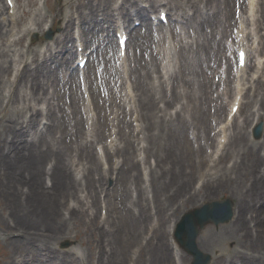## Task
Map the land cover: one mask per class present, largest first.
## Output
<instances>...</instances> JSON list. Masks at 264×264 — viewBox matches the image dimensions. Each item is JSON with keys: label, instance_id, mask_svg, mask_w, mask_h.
I'll list each match as a JSON object with an SVG mask.
<instances>
[{"label": "bare ground", "instance_id": "6f19581e", "mask_svg": "<svg viewBox=\"0 0 264 264\" xmlns=\"http://www.w3.org/2000/svg\"><path fill=\"white\" fill-rule=\"evenodd\" d=\"M49 1L50 0H46L47 5H49ZM144 1L148 2V4L143 5ZM244 1L246 0H243V3L239 4L237 0H121L119 4H115L111 3L110 0H88L90 6L87 11H77V14H75L74 12L69 13V11L66 10L63 15V32L53 43H47L46 46L41 49L31 48V57H25L23 55L21 60L22 67L18 69L14 79V83L24 80V84L30 86L35 100L45 99L47 103L46 111L43 108L34 106L32 108V114L27 118H6L3 125V133L5 135L9 134L12 138L19 135L23 137V132L34 128L33 137H31L30 133L23 146L25 150L28 151V154L24 153L14 159L15 161L24 160L26 163H31L32 165V167H28V169L32 170L27 171V178H29V180L27 179L28 182L24 179L21 186L17 188H21V190L16 189L17 194H13V205L18 206L15 208L14 212L19 214L18 219L14 220L15 226L26 229L27 227H35L36 223L40 222L38 228H42L43 230L41 231L46 232V228L49 226L50 230L56 233L54 236L55 239H61L63 236L71 237L69 233H72L74 228H70V225L67 223L64 225L62 222L63 217L61 220L55 217L56 206L60 209L58 205L62 204V199L69 198L68 190L73 184V181H71L73 175L67 170L68 167L66 164V155L70 145L63 141V136L70 134L71 137L75 136V142L78 143L75 152L79 154L80 157H86L89 163V169L87 168L88 171L85 175L94 176L92 173L93 170H96L99 174V178L92 184L87 183V188H93L96 192L94 200L95 212L88 213L82 220L85 221L87 217L88 221H86L85 224L91 225L94 232L97 234L96 237L94 236V239L89 242L91 252L87 256V259L91 261L93 257V262L91 263L94 264H171V260L173 259L172 248L178 249L180 254L181 250L172 238L169 240L167 237L173 230L172 227L168 231V219H173V216L178 211L184 212L187 210L189 204L194 203L197 195L196 192L190 191V180L186 179L187 171L181 159L183 153L180 154L181 158H179L174 152V150L178 148L179 143L178 136L171 131L174 130L175 125H177V127H182L184 125L183 121L188 120L195 123L196 137H201L202 141L206 143L212 140L214 141V138L216 139V136H218L219 142L216 144L218 150L222 146L221 139H226L228 137L227 129L229 124L235 122L233 133L230 135L228 142V144H231V152L226 151L219 157L220 159L228 157L235 158L233 164L231 167L224 165L223 168H218L216 170L209 168L202 175V177H206L207 179L206 182H204L203 179L201 188H205L206 191L214 188H223L238 197L237 207L239 213L238 216H236V225L234 228L227 226L222 227L219 231H214L210 228L206 229L198 239L199 246L206 251L209 249H216L218 243L222 239L229 240L234 238L235 233L240 229L249 231L250 228L246 223L249 214L253 212L256 190L264 192V171H260L258 186H255L253 182L249 185H246V183L250 178H257L250 177V175L257 176L255 168L261 166V158L264 159V154L261 155L257 151L263 146L264 137L263 141L259 140L249 143L246 138L244 127L246 121L244 123H237L236 114L231 119H229V115H231V106L236 99L239 98L241 107L243 106V94L245 89L247 86L252 85L256 75L259 73L262 60H255L254 65L256 68L253 73L247 72L248 64H246V66L237 73L235 81L234 78H230V70L224 80L225 89L222 92H218L217 98L215 99H212L209 95L211 85L208 76V70L212 71V69L214 70L213 78L216 74H222H220L222 65L216 61L219 55L220 58L218 60L222 58V48L226 51L228 50L227 48H230V51H232L231 45L228 43L227 39H232L233 37L231 29L235 21V9L239 6H243L244 13L249 3V14L251 15L254 12L256 6L255 0H247V4H244ZM36 3L37 0H25L24 4H22L18 0V5H20L19 9L22 7L20 18L23 19V17L30 12L28 6ZM188 5L193 9L192 14L185 12L186 6ZM69 6L72 8L73 4H69ZM159 6H168L171 10H178L176 16H174L175 14L172 16L170 15L169 24L166 27H163L161 22L157 24L153 23L147 17L149 9H155ZM15 8L16 5H14L13 9L15 10ZM5 10L9 13L11 8L8 5L3 6L0 4V33L3 23L6 20L2 18ZM161 11H165V8L159 10L158 16ZM231 12L233 13L232 18H230ZM15 15H17V13ZM46 17L47 13L38 8L30 20L23 26L21 31L25 34L33 31H41ZM134 17H137L138 20L140 18L144 24V28L147 29L142 32L140 30L139 32L136 27H130V23ZM260 17L262 21H264V15L262 16L261 14ZM8 20L13 22L19 20V18H14L13 15L9 14ZM246 22V17L243 14L241 24L238 26L240 27L239 32H242L245 38L237 39L234 37V42L241 43L242 41L245 43L246 38L249 40L250 30ZM74 25L77 28V34L75 35L73 34ZM203 25H205L206 31H204ZM113 26H118L117 31L129 27L132 36L131 42L136 43L137 47H140V52H135L132 60L129 56L130 66L126 59L122 65V69L121 66L119 67L115 64L116 62L110 65L107 63L105 66V77L111 78L120 73L122 78H124L125 93L120 95L124 103L121 104H123L124 107H129L127 114L125 112V116L129 117V120H127L125 124V137L119 132L120 139L124 141L123 145H118L111 150L115 144L114 139L111 140V148L108 142L104 143L105 151H108L111 156L122 152V157H124L123 161L131 165L133 161L132 155L130 154V149H133L131 135L138 134L140 126L142 125V119H144L145 122L148 120L150 126L155 125L160 129L158 131L161 136L159 139L162 141L167 138L169 147H165V153H157L156 166L160 168L161 172L158 171V168L151 170V186L154 188L152 189L153 198L149 199L147 196L148 200H144L147 191L142 188L138 191L137 197L135 198L136 200L128 204V196L131 195V191L123 189L121 193L116 195V200L111 197L107 198V204L105 206L107 209V216L105 220L102 221L98 211L100 201L99 197H97V186L102 184L101 176L103 177V175H106V172L101 173V167L99 166L101 162L92 144L102 135L105 121L107 122L109 120L108 123L114 122L109 118L111 114H113L114 119L117 117L113 109H116L117 115H119L121 106H112L109 108L111 112L108 114L106 106L107 100L103 96L95 97L93 102L86 107V110L84 109L86 113H93L91 118L93 119L94 127L92 132H90L92 133L91 138H89L87 132L84 130V124L82 125V122H84V112L79 102L78 93L75 91L71 92L72 95L69 96L72 100L71 104H68L65 99L66 102L64 106L60 105L59 102H57L55 106L54 102L52 103L51 101V96H49V94L45 96L47 93L45 86L54 87L56 90L57 86L62 84L64 88L69 82L72 86L73 79L71 81L69 80L72 78V75L75 74L76 68H73L71 65L69 66L68 70L72 75H69L68 80L65 79L66 76L65 78H59L58 72L64 69L66 63H69L74 55L73 38H77V42L80 43L79 45L84 46L85 43L90 40L89 34L94 36L99 33V31H106V35H109V31H111ZM154 27L156 28L153 29ZM209 27H214L211 33L207 32ZM217 34H221L218 39L216 38ZM22 39L23 36L19 38V42ZM103 41H107V43L104 44ZM103 41V43L98 44L97 51H103L106 47L112 50L115 49V43L111 35L109 37L105 36ZM152 44H154L155 48H158L156 49V55L153 53V48L151 49ZM247 48L248 51L253 50L252 47ZM210 51H214V64L210 63L212 60ZM158 55H161L162 58L158 57ZM225 63L231 67L233 66L234 56L232 52L229 54ZM7 72V66L4 65L3 60H0V82ZM126 75L131 77L134 83H128V81L125 80ZM89 79L92 89L97 94V89L92 82L90 73ZM134 90L135 94H133ZM62 92L66 96L67 88H64ZM138 93L139 106L137 105L136 99ZM232 93L234 94V98L230 99L228 102L230 105L229 112L226 114L225 118H219L221 115L216 109L219 108V110L224 112L227 108L225 98L230 97ZM57 94L58 97H60V94ZM168 94H170L172 99H167ZM182 96L188 97L185 99L187 105L181 106L182 110H184V107L186 110H184V115H180L176 119V122L172 119H168V121L172 123L167 122L165 116L159 114L158 111L155 112L154 116L151 115L155 106L154 100H157V103L166 100L165 105L171 102L181 104V101H183L182 99H184ZM114 98H119V96H115ZM101 100L103 101V105L100 103ZM215 100H219V102L213 105L211 102ZM182 104H184V102H182ZM92 105H94V109L91 108ZM134 109L138 110L136 120L140 121V123L135 126L132 117ZM212 109H215L216 115L212 114ZM260 109L264 110V104L260 106ZM258 110V108H253L250 112V114L253 113L254 115L252 120L255 118H264V115L258 114L257 116L256 112ZM38 113H42L43 117L47 119V124L43 125L42 131L37 129L39 124ZM212 118H216V121L219 120L215 124ZM145 127L148 128L146 134L149 138V126L146 125ZM215 129H218V135H214L215 137L213 136L211 139V135ZM41 133L42 135L44 133L51 134V142L52 139L56 140V142H52V145L49 147L51 151L49 156L52 159L50 169L48 171L45 168V173H49L52 183L50 187L44 188H41L40 182L44 173V169L43 171L41 170V162L42 159L48 155V150L43 148L44 143L41 138H35V136ZM58 133H60V136H58ZM38 142L42 145H39ZM60 143H63V147L58 145ZM245 144H247L249 148L244 147ZM256 146L258 147L254 150ZM148 149L149 146L144 150ZM30 150H32V153ZM204 152L202 148L196 161L197 166L200 168L207 163L208 155H204ZM249 156L253 157V162L252 165L247 168L245 159ZM167 158H170L167 162L171 164V167L168 168L166 166L164 167ZM238 158H241L242 161L239 162ZM16 166L20 168L21 165L16 164ZM117 172L120 174L119 181L124 185V179L122 177H125L126 173L123 170H118ZM69 179L71 184H69ZM198 180H201V178L199 177ZM191 183H195L193 179ZM26 184L29 185V188L24 191L23 186ZM115 188L116 186L114 189ZM160 191L167 193L166 201H163L162 196L159 194ZM188 194H191L189 200ZM178 199L183 201L184 204L179 203ZM69 207L71 209L70 216L75 218V211L80 209H77L75 204L70 206L68 203V208ZM10 208L13 209L14 207ZM83 213L84 212H78V214L82 215ZM152 223L154 224L151 225ZM65 230H67V232ZM74 232L76 236L79 233V231ZM148 232L151 233L149 237H147ZM22 233L28 234L27 231H22ZM144 238L145 241L143 240ZM134 250L138 251L136 256H132ZM65 255L64 253L62 257ZM80 258H82L81 255ZM22 260L25 262L26 258H22ZM32 260L33 256L29 254L27 263H30ZM180 261L181 263H185L182 255H180ZM235 261L237 262V260L218 255L214 264H234ZM66 263L79 264L78 260L73 258H70V261L66 260Z\"/></svg>", "mask_w": 264, "mask_h": 264}, {"label": "rangeland", "instance_id": "374dc122", "mask_svg": "<svg viewBox=\"0 0 264 264\" xmlns=\"http://www.w3.org/2000/svg\"><path fill=\"white\" fill-rule=\"evenodd\" d=\"M121 0H110L111 3L118 4ZM25 0H22L21 3L24 4ZM5 0H0V4L4 5ZM72 3L73 7L70 8L69 4ZM258 4L260 5V8L258 10ZM88 0H50L49 5H47L46 0H37L36 4H31L28 6L30 9V12L21 19L19 16V21L14 23L6 22L3 27L2 31L0 33V52H1V58L0 60L4 61V65L7 66V74H4V77H2V80L0 82L1 87V105H0V264H21V258H26V261L23 262V264H67L66 260L70 261V258L77 259L79 261V264H90L91 262L88 261L87 256L90 254V245L89 242H91L94 239V236L96 237V232H94L93 227L91 225L85 224L87 220H82L88 213L95 212V195L96 192L93 188H87V183L92 184L96 179L99 178V174L96 170H93L92 173L94 176H86L85 173H87V168L89 169V163L87 162L86 157H80L79 154H77L75 151L77 144L75 142V136L71 137V135H64L63 138L67 144L70 146L68 147L67 155H66V164H67V170L71 172V175H73V181L72 187L69 188V198L62 199V204H59L58 206L60 209L56 206V215L55 217L61 220L63 217V224L67 223L70 225V228H74L72 230L71 237L63 236L61 239H55L54 236L56 233L54 231H51L49 226L46 228L47 231H41L42 228H38L40 226V222L36 223L35 227H27L29 229H23V227L15 226L14 220L18 219L19 214L15 213V208L18 207L16 205H13L14 202H12L13 194L16 193V189L21 186L23 183V180L27 178L28 172L32 169H28V167H32L31 163L28 164L24 160L15 161L14 159L19 157L20 155L26 153L28 154V151L25 150L23 147L27 141V136L31 133V137H33L34 134V128L23 132L22 135H19L15 138H12L9 134L5 135L3 133V125L5 123L6 118H27L29 115L32 114L33 107H39L46 110L47 103L45 102V99H34V95L31 91L30 86H27L24 84V80L14 83L16 72L19 68L22 67L21 60L23 55L25 57H31L32 54L30 52V49H41L46 44L53 43L55 39L63 32V22L64 18H61L60 13L63 11L68 10L69 13L77 12V11H87L89 9ZM263 7V8H261ZM27 8V9H28ZM40 8L43 12L47 13L46 20L43 25V29L41 31H33L30 33L23 34L21 32V29L23 26L30 20L34 12ZM167 12L172 11V14H175L178 12V10H168L167 7H164ZM65 9V10H64ZM161 9V7H157L155 10H149L148 14H154L155 17L158 18V11ZM228 9V8H227ZM256 17L255 22L254 20L251 21L249 26L253 28V31L255 33V43H254V49L253 53L250 51L251 57V67L253 69L254 60L257 58H261L262 60V67L259 72V77L255 80L252 86L246 88V94H245V102L249 101L250 103H245L244 107L242 108L241 115L237 119V123H244L245 127V134L246 138L249 143H252L254 141H263V138L261 136L260 139H255L250 131V124L253 121L252 115H250V112L254 107H260L264 104V21L261 19L264 15V0H257V5L255 7ZM22 12V7L19 10V14ZM185 12L192 14L193 9L190 8V5L186 6ZM8 15L7 12L3 15L6 17ZM148 15V16H149ZM230 15V13H229ZM233 13L231 12L230 18H232ZM254 18V16H251V19ZM135 20V19H134ZM132 22V26H135L138 28V25H136L135 21L139 22V20H135ZM259 20V22H258ZM253 23V25H252ZM258 23V26H257ZM204 31H206L205 25H203ZM227 27V26H226ZM214 27H209L207 29L208 33H211V30ZM75 29V28H74ZM117 27H114L110 31V35L113 38V40L116 43L115 38V32ZM233 30V27L232 29ZM76 31V29L74 30ZM106 31H99L96 35L91 36L89 34L90 42L89 45L91 47V50L95 48V46L98 43V37L105 38ZM2 35V36H1ZM23 36V39L19 42V38ZM96 36V37H95ZM221 36V34H217L216 38ZM229 40V38H228ZM230 41V40H229ZM105 43V42H104ZM74 55L72 56L69 63H66L64 66V69L60 72H58L59 78H63L65 70L70 66L75 65V57H76V44L74 43ZM131 48L134 49V43L131 46ZM226 49V48H225ZM132 52V50H131ZM222 58L224 56H227L226 50L222 48ZM94 57V61L91 63V67L89 69V73L91 74L92 82L95 84V76L96 73L101 69L100 65L105 66L106 56L109 58V64L113 63L114 61V53L112 54H105L101 53V55L98 57L97 53H92ZM254 55V56H253ZM210 56L212 57V62L214 63V51H210ZM220 58L217 57V59ZM221 58V59H222ZM220 59V60H221ZM105 61V62H104ZM251 67L249 68V71H251ZM211 71V70H210ZM253 71V70H252ZM223 72V69L221 70ZM220 72V73H221ZM209 74V72H208ZM214 71L211 72V83L212 87H210L209 95L213 97V94L216 93V90L220 86H218L220 83L216 82L213 78ZM220 76V75H219ZM77 78V75L74 76ZM99 77V75H98ZM126 80V79H125ZM158 83V81L156 80ZM223 84V83H222ZM225 86V85H223ZM117 87V85H116ZM47 93L45 96L49 94L51 96V100L54 102L55 106L56 103L59 102L61 105L64 106L65 99L68 100L70 97H66L62 94L63 87L62 84L57 86V90L54 87H47L45 86ZM65 88H67L69 91H79L80 87L77 83L76 86L68 85ZM98 95H99V90ZM139 92V91H138ZM60 94V97H58V94ZM135 94V91H134ZM161 94V93H160ZM97 95V96H98ZM233 95V94H232ZM232 95L230 97H232ZM184 99L181 101V104L171 102L168 105H165L164 101H161L157 103V100H154L155 106L151 112V115L154 116L155 112L158 111L159 114H163L165 116V119L167 122L168 119H172L174 122H176L177 118L180 115H184V110L186 108L184 107V110L179 108L182 105H187L186 100L188 97L182 96ZM170 97H167L169 99ZM137 99V105L139 106V93L136 96ZM119 98L115 99V103H117ZM52 102V103H53ZM184 102V104H182ZM83 103V102H82ZM212 103L215 105L216 101H212ZM218 103V102H217ZM192 104V103H191ZM229 107V106H227ZM57 108V107H56ZM140 108V107H139ZM161 108V109H160ZM179 109V110H178ZM124 110V107L119 111L118 117L114 120L113 128L116 133L114 135H111L110 137V129L112 127V123L107 125V122L105 121L102 135L98 140H96L95 144L93 145V149L95 152L98 151V157L100 159L101 164L99 165L101 167V173L106 172V175L101 176V185L97 186V197H99L100 205L98 206L99 215L102 217H105L107 215L106 208L104 207L107 203V198L111 197L112 199L116 200V195L121 193L123 189H128L131 191V195L128 196V204H131L132 201L136 200L138 191H140L142 188L147 191L146 197L144 200H148L153 198V190L154 189L150 184V175L152 169H157L161 172L160 168L156 166V157L158 154L165 153V147L168 146V139L165 138L164 140H160L159 137H161L158 133L160 129H158L157 126L153 125L150 126L148 120L142 119L143 125L140 126L138 134L131 135V139L133 140V149H130V154L132 155V164H126L123 161L122 152L118 153L116 156L108 157L101 151L102 145L107 141L109 142L112 139H118L117 143L121 146L123 145L124 141L123 139H120V135H116L117 131L119 130L124 135V129L126 121L129 120V117L122 118ZM137 110V109H136ZM214 110V109H213ZM212 110V114L215 115V111ZM58 111V108H57ZM177 111V112H176ZM217 112H220L221 115L224 114V112L220 111L219 108L216 109ZM264 112L263 110H261ZM114 112V109H113ZM138 113V110H137ZM249 114V115H248ZM86 113L84 114V116ZM39 117V124L37 126V129L39 127H42L44 124H47V119L43 117L42 113H38ZM174 119H173V118ZM247 118V119H246ZM69 121V120H68ZM41 122H43L41 124ZM87 119H84V125H85V132H88V137L91 135L90 130L88 128ZM140 123V121H133ZM184 125L181 127H177L175 125L174 130H171L173 133H175L176 136H178V143L179 146L176 150H174L175 154L180 157V154H182V160L184 163V168L187 171V178L190 180L191 189L190 191L196 192V198L194 200V203H190L189 207H193L198 205L202 201H206L207 199H214V198H222V197H232L235 201V208L238 201V197L231 194L228 190H224L223 188L219 189H212V190H205L203 188L201 191H198L195 188L197 187V184L201 186L202 180L207 179L206 177H202L203 173L209 169V167H213V170L218 168H223L224 165L227 167H231L233 164L235 158L228 157L225 159H218L221 152H224L226 149L227 151L231 152V144H224V148L220 150L217 156L212 157L211 154L215 152V143H211L209 141V145L206 144V142L202 141L201 137H196V128L192 121L185 120L183 121ZM172 123V122H171ZM83 125V122H82ZM149 126L150 129V137L147 136V130L148 128L145 126ZM132 131V130H131ZM229 132H233V125L230 127ZM201 135V133H200ZM264 135V133H263ZM58 136H60V133H58ZM22 137V138H21ZM41 138L43 140L44 146L43 148L48 150V155L42 159L41 162V170L43 171V177L41 179V188L44 187H50L52 181L50 180L49 173H45L46 170L49 171L52 159L49 156L51 154V151L49 150V147L52 145V142L55 143L56 140L52 139L51 142V134L42 133L38 136H35V138ZM125 137V135H124ZM30 138V137H28ZM60 138V137H58ZM123 138V136H122ZM152 140V141H151ZM156 141V142H155ZM39 145H42L40 142H38ZM144 144L149 146L148 150H143L142 145ZM58 145H61L63 147V143H60ZM203 146V147H202ZM151 147V149H150ZM244 147H248L247 144L244 145ZM258 146L254 147V150L257 149ZM204 155H208V163L203 165L201 168L197 166V159L200 155V152ZM249 148V147H248ZM134 150V151H133ZM99 151L101 153H99ZM259 154L263 155L264 152V144L262 147H260L258 150ZM32 153V150H30ZM158 153V154H157ZM146 155V157H145ZM211 156V157H210ZM160 160V156H159ZM170 158H167L164 167L166 166L171 167V164L167 161H169ZM262 164L261 166H258L255 168V173L257 176L250 175V177H257L256 179L248 180L246 185H249L251 182L254 183V185L258 186L259 182V176L260 171H264V159L261 158ZM238 161H242L241 158H238ZM245 162L247 164V168H249L252 165L253 157L249 156L245 159ZM16 164H20V168L16 166ZM34 165V164H33ZM118 165V167L115 169L114 167ZM118 170H123L126 173L125 177H122L124 179V185H122V182L119 181L120 174H118ZM145 170L147 172L148 180H145L144 173ZM246 171V170H245ZM244 171V172H245ZM190 173V174H189ZM201 178V180H198V178ZM194 180V184L191 183V180ZM71 181L69 179V184H71ZM28 182V181H27ZM198 182V183H197ZM99 184V183H97ZM116 184V185H115ZM116 188L114 189V187ZM195 186V187H194ZM199 186V187H200ZM29 188V185L26 184L23 186L24 191ZM21 190V188L17 189ZM119 190V191H118ZM17 194V193H16ZM159 194L162 196L163 201H166L167 199V193L160 191ZM18 196V195H17ZM148 196V198H147ZM67 199V202H66ZM68 203L70 206L76 205L77 210L75 211V218H72L69 215V212L71 211L70 207L68 208ZM10 207H14L13 209ZM78 212H84L82 214H78ZM82 215V218H81ZM180 215V211L175 213V217H178ZM177 220V218H174L171 222ZM168 225L171 226L170 219ZM65 221V222H64ZM103 221V220H102ZM236 219L234 218L228 223L221 224L219 226L210 225L209 227L213 228L215 231H219L220 228L229 226L234 228L235 227ZM152 223L151 225H153ZM247 226L250 228L249 231H246L245 229H240L237 233H235V237L231 238L229 240H221L218 243L217 249H214L212 251H209L212 255V263H215V260L218 255H223L225 258H232L235 261L234 264H264V192L260 190H256V200L253 202V212L249 214L248 220H247ZM38 228V229H35ZM34 229V230H31ZM81 229V230H80ZM22 231H27V235L23 234ZM67 232V230H65ZM74 231H79L76 237H74V234L76 233ZM67 234V233H64ZM150 232L147 233V237L150 236ZM145 241V238L143 239ZM66 254L62 257L63 254ZM32 254L33 260L30 263H27L28 255ZM138 254L137 250H134L132 252V256H136ZM183 257L187 264H191L192 257L190 255H185L183 252ZM82 256L83 261H80V256ZM84 255V257H83ZM19 258V260H17ZM178 258V260H177ZM93 260V257H92ZM91 260V261H92ZM52 261V262H51ZM171 260V264H173ZM176 261L177 264L179 263V255H176ZM51 262V263H50ZM143 264V263H139Z\"/></svg>", "mask_w": 264, "mask_h": 264}, {"label": "water", "instance_id": "95a60500", "mask_svg": "<svg viewBox=\"0 0 264 264\" xmlns=\"http://www.w3.org/2000/svg\"><path fill=\"white\" fill-rule=\"evenodd\" d=\"M205 212H206V209H205V208H202V211L197 212V216L199 217L200 220L203 219V218L205 217ZM185 246H186V248H188L190 251H194L195 253H197L196 250L194 249V245L191 244L190 242L185 243Z\"/></svg>", "mask_w": 264, "mask_h": 264}, {"label": "snow or ice", "instance_id": "6c2138e0", "mask_svg": "<svg viewBox=\"0 0 264 264\" xmlns=\"http://www.w3.org/2000/svg\"><path fill=\"white\" fill-rule=\"evenodd\" d=\"M9 2H11V0H9ZM241 57H243V53H241Z\"/></svg>", "mask_w": 264, "mask_h": 264}]
</instances>
